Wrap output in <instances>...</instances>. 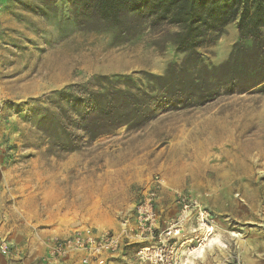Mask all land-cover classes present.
I'll use <instances>...</instances> for the list:
<instances>
[{
  "label": "rangeland",
  "instance_id": "1",
  "mask_svg": "<svg viewBox=\"0 0 264 264\" xmlns=\"http://www.w3.org/2000/svg\"><path fill=\"white\" fill-rule=\"evenodd\" d=\"M93 6L0 0V264H78L54 261L52 239L127 232L155 180L160 226L182 197L215 219L222 244L193 264H264V89L226 64L236 20L177 51L178 26ZM108 264L142 263L128 245Z\"/></svg>",
  "mask_w": 264,
  "mask_h": 264
},
{
  "label": "built area",
  "instance_id": "2",
  "mask_svg": "<svg viewBox=\"0 0 264 264\" xmlns=\"http://www.w3.org/2000/svg\"><path fill=\"white\" fill-rule=\"evenodd\" d=\"M160 185V180H155L142 195L133 210V225L127 232L80 227L53 238L50 256L61 263L73 258L78 264H108L118 250L132 245L136 260L142 264H181L190 253L187 251L198 248L215 234L217 225L207 208L197 200L182 197L178 200L179 214L160 226L156 211ZM191 226L197 231H190Z\"/></svg>",
  "mask_w": 264,
  "mask_h": 264
},
{
  "label": "trees",
  "instance_id": "3",
  "mask_svg": "<svg viewBox=\"0 0 264 264\" xmlns=\"http://www.w3.org/2000/svg\"><path fill=\"white\" fill-rule=\"evenodd\" d=\"M93 1V9L103 21L108 23L119 21V15L122 12H137L146 14L151 24L164 22L178 26V31L173 35V44L177 51L195 50L207 42L205 38L207 32L219 30L227 23L236 20L240 40L234 45L226 64H234L232 62L236 63L239 58H243L245 60L244 74L248 79H253L250 85L262 84L264 89V53L255 52L261 39V28L264 27V0ZM246 38H251L254 42L250 54L245 52L243 40ZM194 55L199 56L197 53ZM259 55L262 57L260 58ZM185 64L179 67L183 68ZM103 93H94L93 108L102 109L104 107V104L102 105L103 96L107 93Z\"/></svg>",
  "mask_w": 264,
  "mask_h": 264
},
{
  "label": "bare ground",
  "instance_id": "4",
  "mask_svg": "<svg viewBox=\"0 0 264 264\" xmlns=\"http://www.w3.org/2000/svg\"><path fill=\"white\" fill-rule=\"evenodd\" d=\"M190 231H197V228L193 229V227H189ZM219 229H217V231L215 232V234H213V236H211V238L209 237L208 239L204 240V242L195 249H192L191 251H187L190 252L188 254V256H185L182 259L181 264H193L194 259L195 258H200V257H204L205 254H207L211 248H214V245H218L222 244V241L220 240V238L218 236H220V233L218 234ZM231 235H235V233H230ZM221 246V245H220ZM215 249V248H214ZM186 253V254H187Z\"/></svg>",
  "mask_w": 264,
  "mask_h": 264
},
{
  "label": "crops",
  "instance_id": "5",
  "mask_svg": "<svg viewBox=\"0 0 264 264\" xmlns=\"http://www.w3.org/2000/svg\"><path fill=\"white\" fill-rule=\"evenodd\" d=\"M74 260H75V259H74ZM74 260H73V261H74Z\"/></svg>",
  "mask_w": 264,
  "mask_h": 264
}]
</instances>
